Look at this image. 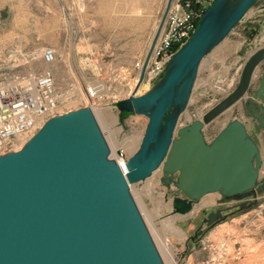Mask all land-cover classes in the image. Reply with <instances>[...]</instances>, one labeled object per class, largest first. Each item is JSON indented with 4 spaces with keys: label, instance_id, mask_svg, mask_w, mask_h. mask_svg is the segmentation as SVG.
Instances as JSON below:
<instances>
[{
    "label": "water",
    "instance_id": "95a60500",
    "mask_svg": "<svg viewBox=\"0 0 264 264\" xmlns=\"http://www.w3.org/2000/svg\"><path fill=\"white\" fill-rule=\"evenodd\" d=\"M172 2L135 90L116 100L120 111L149 118L125 169L112 157L91 106L49 116L20 149L0 153V264H166L131 191L160 168L164 185L175 188L173 213L189 214L216 192L221 203L239 202L238 211L258 205L264 190V46L248 57L228 95L203 117L180 124L203 60L258 0L211 2L163 77L137 95ZM236 104L246 108L252 127L235 117L209 139L206 127ZM224 210H212L203 222L211 228L236 213Z\"/></svg>",
    "mask_w": 264,
    "mask_h": 264
},
{
    "label": "rangeland",
    "instance_id": "374dc122",
    "mask_svg": "<svg viewBox=\"0 0 264 264\" xmlns=\"http://www.w3.org/2000/svg\"><path fill=\"white\" fill-rule=\"evenodd\" d=\"M167 4L168 0H0V82L16 74L51 70L57 90L66 93L71 109L89 106L86 89L96 85L100 93L93 109L109 114L104 120L95 112L112 157L117 159L120 152L128 157L138 149L149 118L135 112L123 114L116 100L127 96L134 85L129 73L136 72L134 66L147 56ZM261 36L264 0H258L203 60L182 126L197 118L198 108L203 117L236 87V72L246 58L248 41ZM46 48L55 50L52 63L43 59ZM211 124L209 139L213 138ZM162 178L160 168L132 184L131 191L166 264H264V193L258 205L193 239L205 214L228 203H221L222 196L216 192L202 198L189 214L173 213L175 188L168 189Z\"/></svg>",
    "mask_w": 264,
    "mask_h": 264
},
{
    "label": "built area",
    "instance_id": "2783aa9c",
    "mask_svg": "<svg viewBox=\"0 0 264 264\" xmlns=\"http://www.w3.org/2000/svg\"><path fill=\"white\" fill-rule=\"evenodd\" d=\"M211 0H178L170 7L165 24L149 58L144 79L137 95L144 94L146 86H152L165 74L166 68L175 53L191 38L197 29L200 16L210 5ZM46 63L55 60V50H43ZM146 57L129 73L135 83L127 96L135 90ZM130 76V77H131ZM100 90L94 86L86 89V105L94 108ZM67 95L58 91L51 70L42 74H16L12 80L0 82V153L17 150L54 114L71 110L67 105ZM89 101L91 103H89ZM127 156L122 152L116 159L125 169Z\"/></svg>",
    "mask_w": 264,
    "mask_h": 264
},
{
    "label": "crops",
    "instance_id": "0c3cea01",
    "mask_svg": "<svg viewBox=\"0 0 264 264\" xmlns=\"http://www.w3.org/2000/svg\"><path fill=\"white\" fill-rule=\"evenodd\" d=\"M247 46H249V50L247 52L246 58L243 60V64L241 65V68H239V70L237 69V72H236L237 76H239L238 77L239 79H240V76H241L242 66L244 65V63L246 62L248 57L251 55V53L254 52L255 50H257L259 47L264 46V36H261L260 38L258 37L254 41L253 40H249ZM238 71H239V73H238ZM201 111H202V108H198V110L196 112V113H198V114H196L197 118L200 117L199 115H200ZM235 117H238V118L242 119L243 121H247L248 120V115L242 109L240 104H237V105L233 106L232 108H230L229 110H227L224 114H222L220 117H218L211 124V126H212L211 127V130H212L211 137H214L222 129V127L226 124V122H228L229 120H232ZM208 130H209V126L206 127V129H205L207 136H208ZM262 152H263V155H264V144H263Z\"/></svg>",
    "mask_w": 264,
    "mask_h": 264
},
{
    "label": "flooded vegetation",
    "instance_id": "af4514ba",
    "mask_svg": "<svg viewBox=\"0 0 264 264\" xmlns=\"http://www.w3.org/2000/svg\"><path fill=\"white\" fill-rule=\"evenodd\" d=\"M241 105V104H240ZM241 107H242V109L246 112V114L248 115V120L247 121H245L247 124H248V127H252V125H253V121H252V118H251V116H250V114L247 112V110H246V108L244 107V106H242L241 105ZM261 143H262V149H263V144H264V136H262L261 137ZM262 155H263V152H262ZM263 158H264V155H263ZM264 168V167H263ZM262 168V169H263ZM264 193V190L261 192V193H259L258 194V199L260 198V195L261 194H263ZM250 200H253V198L252 197H249V198H247L246 199V201H250ZM240 205H239V202H229L226 206H224V207H215V208H213V209H211L209 212H207L206 214H205V216H204V218L207 216V214L208 213H210L212 210H217V209H226V210H224L223 211V214H227V213H230V212H232V211H236V213L237 212H239L238 211V209H240ZM245 206H242V208H243V210L245 209L244 208ZM253 207V206H252ZM235 213V214H236ZM234 215V214H233ZM230 216H232V215H230ZM229 216V217H230ZM203 218V219H204ZM221 222V221H220ZM218 224V223H217ZM209 227L207 226V224L206 223H204L203 221H202V223L198 226V229H197V232L198 231H200V230H203V232H202V234L204 233V231L205 230H207ZM201 234V235H202Z\"/></svg>",
    "mask_w": 264,
    "mask_h": 264
},
{
    "label": "bare ground",
    "instance_id": "6f19581e",
    "mask_svg": "<svg viewBox=\"0 0 264 264\" xmlns=\"http://www.w3.org/2000/svg\"><path fill=\"white\" fill-rule=\"evenodd\" d=\"M101 84V83H100ZM103 86V85H102ZM95 112H99L100 113V115L103 117V119L105 120V118H107L108 116H109V114H107L103 109H101V108H95ZM135 192V191H134ZM138 195H139V193H138ZM140 197V196H139ZM139 200V199H138ZM139 204H140V202H139ZM147 208V207H146ZM198 208V207H197ZM143 209H145L144 207H143ZM145 212V211H144ZM151 215V214H150ZM153 217V216H152ZM151 218V217H150ZM154 219V218H153ZM157 226V225H156ZM172 228V227H171ZM178 228V227H177ZM159 229V228H158ZM173 229H175V228H173ZM172 229V230H173ZM176 232L179 234V235H183L184 233L182 232V230L181 229H177L176 230ZM154 234V233H153ZM158 236V235H157ZM158 241H161V240H158ZM168 240L165 238V237H163V242H164V245H168V242H167ZM161 243H162V241H161ZM160 244V243H159ZM168 254V253H167ZM174 255V254H173ZM165 260H167L166 258H165ZM174 260V259H173ZM172 261V260H171ZM174 262V261H173Z\"/></svg>",
    "mask_w": 264,
    "mask_h": 264
},
{
    "label": "trees",
    "instance_id": "16d2710c",
    "mask_svg": "<svg viewBox=\"0 0 264 264\" xmlns=\"http://www.w3.org/2000/svg\"><path fill=\"white\" fill-rule=\"evenodd\" d=\"M123 114H128L129 112H122Z\"/></svg>",
    "mask_w": 264,
    "mask_h": 264
}]
</instances>
